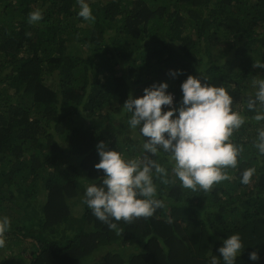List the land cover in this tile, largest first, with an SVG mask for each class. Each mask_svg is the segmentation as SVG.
<instances>
[{
  "label": "trees",
  "instance_id": "16d2710c",
  "mask_svg": "<svg viewBox=\"0 0 264 264\" xmlns=\"http://www.w3.org/2000/svg\"><path fill=\"white\" fill-rule=\"evenodd\" d=\"M87 2L94 20L78 16V0H0V241L12 254L28 246L25 264H224L217 249L239 233L236 264H264V155L254 147L264 108L247 107L264 79V0ZM33 11L42 19L30 22ZM188 75L225 88L244 118L229 138L236 165L207 190L183 187L166 153H146L123 109L160 82L178 105ZM100 141L165 167L153 172L164 206L152 216L110 229L83 203L102 175Z\"/></svg>",
  "mask_w": 264,
  "mask_h": 264
},
{
  "label": "clouds",
  "instance_id": "9594fccd",
  "mask_svg": "<svg viewBox=\"0 0 264 264\" xmlns=\"http://www.w3.org/2000/svg\"><path fill=\"white\" fill-rule=\"evenodd\" d=\"M78 3V16L94 20L87 0H78ZM40 19V11L29 13L30 22ZM169 74L176 77L182 70H170ZM253 83L258 85L255 100H249L247 107L254 109L258 101L264 108V79ZM168 89L167 82H160L146 87L140 97L129 94L123 103V109L130 113L129 127L138 131L146 153L168 155L173 165L171 171L183 187L195 190L199 186L207 190L227 178L223 172L225 167L236 165L239 149L229 138L244 123V118L232 110L233 98L229 92L210 85L205 79L188 75L180 85L182 98L178 105ZM254 118L264 121V111ZM254 147L264 155V129L258 131ZM96 149L99 163L94 167L102 170V175L97 177L98 183L92 182L86 187L83 203L97 219L116 229L117 223L113 221L131 222L134 218L150 217L164 206L156 198L153 172L165 176V167L147 155L125 159L104 141L98 142ZM253 172V169L245 170L241 183L248 184ZM8 223L7 217L0 219V232ZM242 249V238L236 233L227 236L217 251L224 264H236ZM259 258L257 251L249 253V260L255 262ZM211 264H219L216 255L211 257Z\"/></svg>",
  "mask_w": 264,
  "mask_h": 264
},
{
  "label": "rangeland",
  "instance_id": "374dc122",
  "mask_svg": "<svg viewBox=\"0 0 264 264\" xmlns=\"http://www.w3.org/2000/svg\"><path fill=\"white\" fill-rule=\"evenodd\" d=\"M71 212L73 214V217H77L79 215V208L76 206H71ZM5 216L0 217V219H3ZM6 242L0 243V263L4 264H25L26 261L29 260L30 254L29 253H21V250L28 246H20L14 245L13 254L11 252H8L6 247Z\"/></svg>",
  "mask_w": 264,
  "mask_h": 264
}]
</instances>
